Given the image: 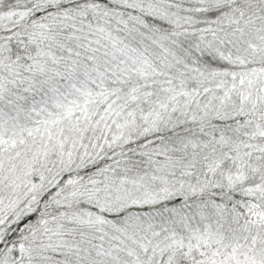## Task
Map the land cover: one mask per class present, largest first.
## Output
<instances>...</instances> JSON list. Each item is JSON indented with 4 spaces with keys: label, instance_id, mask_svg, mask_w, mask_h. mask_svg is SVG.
<instances>
[{
    "label": "snow or ice",
    "instance_id": "6c2138e0",
    "mask_svg": "<svg viewBox=\"0 0 264 264\" xmlns=\"http://www.w3.org/2000/svg\"><path fill=\"white\" fill-rule=\"evenodd\" d=\"M0 264H264V0H0Z\"/></svg>",
    "mask_w": 264,
    "mask_h": 264
}]
</instances>
